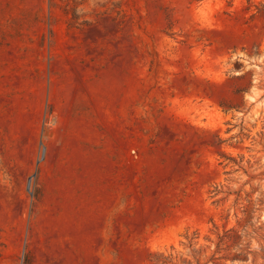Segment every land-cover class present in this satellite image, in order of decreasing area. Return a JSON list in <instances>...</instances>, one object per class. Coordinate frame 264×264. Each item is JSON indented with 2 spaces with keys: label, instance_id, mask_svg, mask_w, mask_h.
<instances>
[{
  "label": "rangeland",
  "instance_id": "obj_1",
  "mask_svg": "<svg viewBox=\"0 0 264 264\" xmlns=\"http://www.w3.org/2000/svg\"><path fill=\"white\" fill-rule=\"evenodd\" d=\"M0 264H264V0H0Z\"/></svg>",
  "mask_w": 264,
  "mask_h": 264
}]
</instances>
